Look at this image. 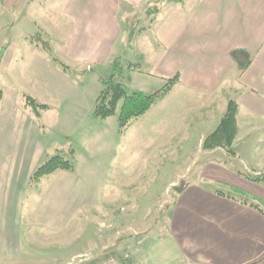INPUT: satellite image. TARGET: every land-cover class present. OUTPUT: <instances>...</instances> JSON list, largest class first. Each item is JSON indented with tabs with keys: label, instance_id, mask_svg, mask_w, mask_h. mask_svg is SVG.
<instances>
[{
	"label": "crops",
	"instance_id": "0c3cea01",
	"mask_svg": "<svg viewBox=\"0 0 264 264\" xmlns=\"http://www.w3.org/2000/svg\"><path fill=\"white\" fill-rule=\"evenodd\" d=\"M161 2L45 0L35 7V0H0L3 17L9 13L14 15L16 9L22 7L18 10L23 14L34 10L38 22L35 25L44 32L71 34L67 39L68 58L80 65L76 76L86 78V84L93 86L92 90L77 86L72 90H58L53 80L68 75L60 60L50 56L40 60L37 65L48 72L41 69L36 72L34 64L24 69V59L20 57L15 71L12 70L14 76L17 73L22 78L26 74L34 80L38 86L31 95L48 109L41 111L37 118L26 103L23 109L8 104L9 100L5 102L4 96L0 105V140H22L19 154L30 149L25 140H41L56 129L63 134L67 132L63 136L66 140H101L105 136L118 140L121 134L118 120L110 123L111 131L103 135L100 120L93 118L99 87L105 78V75L95 78L93 75L113 62L117 37L123 32L122 18ZM163 7L153 24L160 48L153 76L167 80L178 76L179 83L143 117L157 111L160 115L157 125L162 131L156 134L179 140V146L198 140L195 144L202 158L193 159L198 161L194 163L195 168L203 162L200 176L192 181L181 177V181L185 180V190L169 212L170 240L178 250L176 262L264 264V211L255 208L256 203L245 197H232L218 189H231L257 199L259 195L250 190L264 192V183L252 182L244 176L264 174V0H182L164 3ZM57 13L61 16L57 21L60 28L55 29L52 22L56 18L52 19ZM19 22H5L2 27L12 31ZM22 39L25 45L31 44L27 38ZM4 46L8 49L0 73L12 63L10 55L14 44L10 41ZM235 51L241 52L239 58L243 60L246 55L242 53L250 56L246 69H241L232 58ZM234 98H237L238 113L232 160L246 164L245 171L225 163L211 164L220 148L203 147L204 140L216 130L229 101ZM178 144L173 152L183 151ZM97 147L91 144L85 150L82 146L80 151L90 156L99 151ZM77 172L78 167L75 172L63 175L76 176ZM259 200L264 202V199Z\"/></svg>",
	"mask_w": 264,
	"mask_h": 264
},
{
	"label": "rangeland",
	"instance_id": "374dc122",
	"mask_svg": "<svg viewBox=\"0 0 264 264\" xmlns=\"http://www.w3.org/2000/svg\"><path fill=\"white\" fill-rule=\"evenodd\" d=\"M39 2L45 0H35V7ZM148 8L122 18L123 32L117 37L113 61L120 59L136 69L126 72L119 80L121 83L132 91L154 94L168 80L153 76L160 48L153 33L154 15L148 16ZM18 9L14 15L0 14V50L10 41L14 44L12 63L0 73V90L5 102L9 100L8 104L24 109L25 95L32 96L37 89V83L26 74L22 78L17 73L14 76L12 70L20 57L24 59V69L34 64L36 72L40 69L48 72L37 65L40 60H47L49 56L60 60L68 75L53 80L58 90H72L76 86L92 90L86 78L76 76L80 65L68 58L67 39L71 34L44 32L35 25L34 10L23 14ZM59 15L54 14L52 21L56 18L55 22L51 21L55 29L60 28ZM14 20L20 21L14 30L2 27L3 23L12 24ZM129 23L137 25L132 45L128 42ZM23 37L31 44L22 43ZM109 68L98 69L93 77L105 75L106 78ZM53 78H56L54 74ZM148 116L134 121L125 137L120 134L118 140L107 136L106 140L105 137L66 140L63 136L67 132L63 134L56 129L41 140H25L26 147L30 148L25 154L18 152L22 140H0V264H92L105 255L132 260L134 264H180L176 262L177 247L170 240L168 216L181 195L175 191L185 183L181 177L192 181L200 176L203 162L195 168L194 163L198 161L193 159L200 160L202 156L196 148L198 140L179 146V140L156 134L162 131L157 125L160 118L157 111ZM112 122L116 123L117 118L100 120L103 135L111 131ZM91 144L98 146L99 151L90 156L80 151L82 146L86 150ZM177 144L183 151L173 152ZM57 155L71 160L78 167L77 175L65 177L63 174L67 172L58 171L33 182L35 171ZM234 155L232 148H220L211 164L225 163L245 171L248 166L233 161ZM176 181L179 183L174 186ZM218 189L232 197H245L264 211V202L259 200L264 199L261 189L250 190L259 195L258 199L239 195L231 189Z\"/></svg>",
	"mask_w": 264,
	"mask_h": 264
},
{
	"label": "trees",
	"instance_id": "16d2710c",
	"mask_svg": "<svg viewBox=\"0 0 264 264\" xmlns=\"http://www.w3.org/2000/svg\"><path fill=\"white\" fill-rule=\"evenodd\" d=\"M181 1L182 0H167V3H179ZM163 5L164 3L161 2L149 6L147 12L148 16L154 15L151 21L152 23H154L160 15ZM129 26L131 27V31L128 42L129 45H132L136 40L137 25L129 23ZM7 49L8 46H4L0 50V68ZM239 54H241L239 51L233 52L232 58L237 62L239 67L244 70L249 66L251 59L248 54L242 53L246 55L243 60L239 58ZM134 71H136V69L131 64H127L120 59L113 61L110 65L108 76L101 82V91L96 100L93 111V118L96 120H107L116 117L118 120L119 132L121 134H124L127 131L133 121L145 116L158 102L168 96L173 88L179 83V77L177 76L168 80L157 93L146 94L140 91H132L127 85L121 83L119 80L125 77L126 72ZM3 100L4 93L0 90V105ZM25 101L26 106L32 109L37 118H40L41 111L48 109L47 106L38 103L32 96L25 95ZM237 113V98H234L229 101L226 111L216 130L205 139L203 144L204 149L225 148L231 150L237 133ZM58 171L73 173L75 172V166L71 160L63 155L54 156L35 171L32 176V181L40 182L45 177L51 176ZM244 176L252 182L264 183V174H244ZM254 207L259 209L258 205H254ZM92 264H134V262L120 257L105 255L104 257L93 261Z\"/></svg>",
	"mask_w": 264,
	"mask_h": 264
},
{
	"label": "water",
	"instance_id": "95a60500",
	"mask_svg": "<svg viewBox=\"0 0 264 264\" xmlns=\"http://www.w3.org/2000/svg\"><path fill=\"white\" fill-rule=\"evenodd\" d=\"M184 190H185V183H183V182H182V184H181L180 187L175 188V191H176L178 194L183 193Z\"/></svg>",
	"mask_w": 264,
	"mask_h": 264
}]
</instances>
